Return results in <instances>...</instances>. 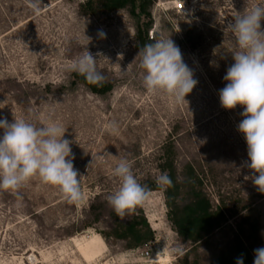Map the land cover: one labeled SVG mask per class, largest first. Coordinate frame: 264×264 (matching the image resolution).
<instances>
[{
	"label": "rangeland",
	"instance_id": "obj_1",
	"mask_svg": "<svg viewBox=\"0 0 264 264\" xmlns=\"http://www.w3.org/2000/svg\"><path fill=\"white\" fill-rule=\"evenodd\" d=\"M88 1L98 0H42L34 12L27 0H0V118L12 122L14 114L39 122L51 114L62 121L85 194L80 205L69 204L39 179L17 193L0 190V264H209L229 246L245 214L258 219L264 237V193L252 182L247 143L238 131L243 106L226 110L219 100L234 63L235 42L226 25L244 11L245 0H155L148 20L125 10L86 15ZM177 2L184 9L177 10ZM147 23L148 40L171 38L193 71L198 83L185 98L188 104L174 107L144 89L135 36ZM86 46L103 84L112 86L106 95L75 83L77 73L68 67ZM110 120L118 122L119 135L104 130ZM167 145L178 177L192 165L213 209L222 202L227 216L232 214L187 259L191 246L175 233L163 189L155 183ZM121 158L131 162L141 184L159 188L137 208L154 241L134 250L104 240L99 233H108L112 221L92 224L89 214L95 198L108 203L117 190L111 169Z\"/></svg>",
	"mask_w": 264,
	"mask_h": 264
},
{
	"label": "clouds",
	"instance_id": "obj_2",
	"mask_svg": "<svg viewBox=\"0 0 264 264\" xmlns=\"http://www.w3.org/2000/svg\"><path fill=\"white\" fill-rule=\"evenodd\" d=\"M27 3L31 10L39 12L42 0H27ZM245 5L244 11L226 25L235 42L231 53L234 63L223 77L227 83L219 91V100L226 110L243 106L238 131L247 143L250 161L247 167L252 170V182L260 193H264V0H245ZM99 36L106 38L102 31ZM138 56L139 67L144 72L143 87L149 95L163 96L174 107L188 104L185 98L198 81L193 78V71L171 38L144 44ZM68 67L84 77L88 84L103 85L105 77L87 46ZM103 127L107 133L119 135L116 120L106 122ZM0 129H3L0 137V190L17 193L32 180L39 179L41 183L56 188L67 203L80 205L84 202L82 176L73 163V141L64 138L67 129L62 121L51 114L39 122L13 114L12 122L0 118ZM111 174L117 178L119 186L107 201L116 215L123 218L142 206L152 190L138 181L131 162L126 158L118 160ZM155 183L162 189L173 186L167 172L159 174ZM236 264H244L243 256L237 258ZM253 264H264V247L254 250Z\"/></svg>",
	"mask_w": 264,
	"mask_h": 264
},
{
	"label": "trees",
	"instance_id": "obj_3",
	"mask_svg": "<svg viewBox=\"0 0 264 264\" xmlns=\"http://www.w3.org/2000/svg\"><path fill=\"white\" fill-rule=\"evenodd\" d=\"M154 2L155 0H98L95 3L88 1L83 13L96 15L97 10L103 13L125 10L135 19L143 17L148 20L150 19L149 9ZM149 28L148 23L144 28L142 26L136 28L137 50H140L144 44L151 43L147 36ZM73 77L75 83L83 85L92 94L103 96L112 91L111 85H91L78 74H74ZM164 149L160 170L162 173L167 172L173 181L172 187L163 189L165 205L168 209L167 215L177 236L183 243L191 246V249L185 253V259H187L190 251L219 230L227 222L228 217H232V214L227 216L222 202L213 209L202 189L199 174L192 165H186L179 178L174 167L173 148L167 145ZM147 187L152 192L159 190L155 184L147 185ZM179 199H183L184 203L179 205ZM107 206V202L95 198L89 207L92 224H97L104 218H109L113 223L108 233H99L104 240L111 238L124 242L128 250L148 246L154 241V232L142 210L136 209L125 220H121L113 209L107 211ZM262 244H264V237L261 235L258 219L245 214L236 225V234L229 246L223 253L212 258L209 264H236L237 258L241 256H243L244 264H253L254 250L260 248ZM184 264L196 263L184 262Z\"/></svg>",
	"mask_w": 264,
	"mask_h": 264
},
{
	"label": "built area",
	"instance_id": "obj_4",
	"mask_svg": "<svg viewBox=\"0 0 264 264\" xmlns=\"http://www.w3.org/2000/svg\"><path fill=\"white\" fill-rule=\"evenodd\" d=\"M184 6H185L184 3L177 2L176 9H177V10H182V9H184Z\"/></svg>",
	"mask_w": 264,
	"mask_h": 264
}]
</instances>
